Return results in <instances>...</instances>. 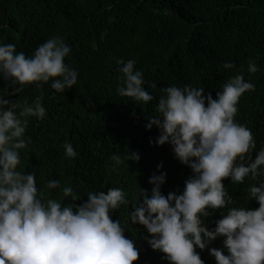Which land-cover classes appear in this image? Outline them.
I'll return each mask as SVG.
<instances>
[{
    "label": "trees",
    "instance_id": "1",
    "mask_svg": "<svg viewBox=\"0 0 264 264\" xmlns=\"http://www.w3.org/2000/svg\"><path fill=\"white\" fill-rule=\"evenodd\" d=\"M57 36L71 48L65 63L77 71V84L57 92L50 80L4 97L21 104L42 97L46 116L27 118L17 170L34 173L45 198L59 200L66 186L83 193L120 188L129 203L115 210L116 220L129 239L144 244L150 234L132 224L131 212L143 200L142 189L150 194L154 173H166L168 187L176 160L169 143H155L158 128L146 127L168 86L203 87L215 98L229 77L243 74L255 90L240 97L234 119L251 129L252 156L264 149V0H0V44H13L27 57ZM118 59L136 62L152 101L119 95ZM250 59L259 68L254 74L247 70ZM225 62L236 67L224 69ZM12 87L0 78V91ZM66 143L76 157L66 156ZM131 153H138L139 161ZM50 180L60 185L49 189ZM228 194L233 203L227 207L250 203ZM156 254L162 252L150 248L139 256L145 257L143 264H160Z\"/></svg>",
    "mask_w": 264,
    "mask_h": 264
},
{
    "label": "clouds",
    "instance_id": "2",
    "mask_svg": "<svg viewBox=\"0 0 264 264\" xmlns=\"http://www.w3.org/2000/svg\"><path fill=\"white\" fill-rule=\"evenodd\" d=\"M70 52L58 36L27 57L13 44H0V78L14 86L12 92L0 91V264H135L138 260L143 264L145 257L139 255L150 248L162 252L156 254L160 264H264V149L254 158L251 129L234 119L240 97L255 90L243 74L229 77L215 98L203 87L163 89L157 114L148 117L146 127L158 128L155 143H169L176 160L168 187L166 173H154L150 194L142 189L143 200L131 212L132 224L142 225L150 234L144 244L129 239L132 235L116 220L115 210L129 203L122 189L83 193L66 186L59 200L45 198L34 173L17 170L18 150L27 143V118L43 119L46 109L42 97L31 104L4 97L50 80L57 92L71 89L78 73L65 63ZM116 62L121 73L119 95L135 102L152 101L136 62ZM235 67L232 62L223 64L224 69ZM247 70L254 74L259 68L250 59ZM64 148L67 157L77 156L71 143ZM131 157L140 159L138 153ZM59 185L60 180H50L47 187ZM229 192L247 199L249 205L227 207L233 203ZM224 208L226 212L219 210Z\"/></svg>",
    "mask_w": 264,
    "mask_h": 264
}]
</instances>
